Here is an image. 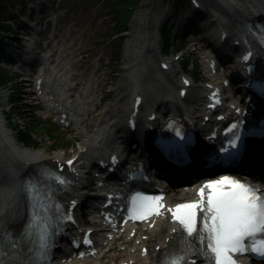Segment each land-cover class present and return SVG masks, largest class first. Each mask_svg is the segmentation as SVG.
Returning a JSON list of instances; mask_svg holds the SVG:
<instances>
[{
    "label": "bare ground",
    "instance_id": "6f19581e",
    "mask_svg": "<svg viewBox=\"0 0 264 264\" xmlns=\"http://www.w3.org/2000/svg\"><path fill=\"white\" fill-rule=\"evenodd\" d=\"M204 3L209 7L214 8L215 21L218 23V27H226L227 29L243 30L246 21H250L259 13L264 11V0H204ZM190 16V12H185L182 17L186 18ZM135 32H138L134 36L135 43L132 42V49L135 50L138 47L136 40L140 37L141 29L135 27ZM150 42V55L148 53L143 58L144 54L133 55L129 62H127L126 68L128 69L127 79L131 84L132 91L143 94L145 97V105L157 107L161 109H168L169 102L173 103L172 109L179 111L181 115L190 117L193 121H199L198 107L193 106L188 108L186 102L177 103L176 97L173 92L174 74L179 72L174 67L164 71H159L155 66V59H157V46L152 44L156 41V34L153 37H148ZM153 38V39H152ZM131 44H129V47ZM135 48V49H134ZM207 54L204 56V62ZM46 61H49V57L44 56ZM130 58V55L128 59ZM68 66L67 58L64 52L61 51L57 57V65L53 68V73L49 74L46 79V89H57L56 99L53 102L54 106H60L69 113V118H72L73 124L80 127L81 132L84 134L86 131L85 126L92 127L90 132L84 134V141L78 152V158L76 160L75 167L76 172L73 170V176L71 177L72 183L68 190L62 193L63 198H74L77 196L80 198V192L85 191V187L88 185V180L85 177L86 169L89 164L93 162L96 154L107 146L113 145V139L115 130L118 128V122H120L118 112H114V104H108L101 111L94 109V97L90 93L92 88V82L76 83V88H80L81 91L78 94L77 99L71 101H64L65 95L70 92L73 83H70L71 77L68 76L66 67ZM204 71L212 78V83L216 84L218 80V74L211 72L208 66H204ZM96 80V79H94ZM219 82V81H218ZM83 83V84H82ZM80 84L78 87L77 85ZM122 88V84H119ZM79 90V89H78ZM54 91V90H53ZM49 93V92H48ZM47 93V94H48ZM51 95L49 94L48 97ZM201 98L199 97V100ZM64 101V102H63ZM112 117L110 121L106 122V119ZM115 119V120H114ZM116 121V124H115ZM7 139V140H6ZM37 155L42 157L43 162L36 163L31 161L33 156L18 147L11 139L10 133L4 129L0 124V233L4 228H13L22 222L23 204L22 196L18 191V180L21 172H26L31 164H46L50 162H58V158H63L60 153L53 155H45L44 152L38 151ZM184 172L174 171L172 175H182ZM171 175V174H170ZM256 183L264 190V181L256 180ZM83 185V186H82ZM82 186V187H81ZM174 195H188L192 197V189H181L171 191L168 195V203H172L175 199ZM99 221L94 214L90 218L92 224ZM155 226L149 225L139 226L131 225L128 229L121 228L118 232L111 231L105 226H99L93 228V234L96 237V247L98 249L91 257L79 259L77 264H104L101 262L102 256L109 251L115 243L122 246L124 250L123 256L117 263L111 264H158L159 255L169 244L166 242L167 237L170 235V226L168 220L165 217L156 219ZM124 229V230H123ZM122 238H121V237ZM120 237V238H119ZM133 240L132 245H127L123 242ZM161 246L160 250L158 247Z\"/></svg>",
    "mask_w": 264,
    "mask_h": 264
},
{
    "label": "rangeland",
    "instance_id": "374dc122",
    "mask_svg": "<svg viewBox=\"0 0 264 264\" xmlns=\"http://www.w3.org/2000/svg\"><path fill=\"white\" fill-rule=\"evenodd\" d=\"M185 1L189 2V0ZM29 2L38 6L39 11L34 14L36 19L43 18L38 28L42 29L45 39L40 45L44 48L47 44H52L53 47L57 42L63 44L64 47L61 49L64 48V52L71 57L72 73L78 72L83 78L86 75H94L100 80L94 96V103H98V111L108 104H114V112H118V116H121L132 94L129 78L127 79L126 58L129 55L126 51H131L128 47L129 41L138 34L134 28L141 29L142 34L149 32L157 35L163 20L168 13L169 15L172 13V7L175 8L174 0H0L4 5L0 11V24L9 23L7 19L11 12L19 14V19H28L29 9L26 7ZM124 5L127 7L124 8ZM122 28L125 29L123 34L120 33L117 37L111 36ZM186 41L187 47L182 48V52H176L174 46L170 54L182 53L183 57L190 55L194 64H199L198 68L201 69L203 66L201 50L195 51L197 47L191 43L190 37ZM114 57L118 60H114ZM0 64L8 67L6 60L1 61ZM179 64L178 61L175 62L174 67L180 69ZM199 69L196 71L197 79H202L204 75L202 69L201 73ZM188 71L193 74L192 69ZM25 81L23 77L15 76L8 80L7 85H0V108L5 112L8 111L11 105L8 96L11 90H17L16 97L20 99L21 107L18 111L13 110L11 117L14 123L21 125L30 123V127L26 126L27 131H31L37 137V146L31 145L34 150L42 151L46 155L60 153L64 158L74 156L78 153L79 142L82 140L79 130L66 129L55 122L54 124L48 122V119L41 116L38 118H42L44 123L39 119L32 120L36 116L32 112L36 100L31 96L32 86H27ZM119 84H122V88ZM199 84L198 80L195 94ZM14 133L16 134L15 130ZM86 176L88 177V174ZM131 241L133 240L129 242L123 240L126 246L132 245ZM124 250L115 243L102 256L101 262L104 264L119 262Z\"/></svg>",
    "mask_w": 264,
    "mask_h": 264
},
{
    "label": "snow or ice",
    "instance_id": "6c2138e0",
    "mask_svg": "<svg viewBox=\"0 0 264 264\" xmlns=\"http://www.w3.org/2000/svg\"><path fill=\"white\" fill-rule=\"evenodd\" d=\"M236 139L238 137L228 142L231 148L222 151H232ZM38 187L37 184L33 191ZM199 193L200 199L178 204L171 210L172 219L178 225L173 231L183 232L184 243L178 249L169 248L162 254L172 257L169 264H196L197 253L206 260L211 257L212 264H238L236 254L248 252L264 257V193L260 189L226 175L208 180ZM132 207L137 218L144 219L161 214L165 206L162 197L137 192L132 197ZM4 240H8L7 231L0 237V241ZM42 240L46 241V237ZM87 242L91 243L90 240ZM5 246L23 248V244L14 238ZM45 251L46 243H42L37 258Z\"/></svg>",
    "mask_w": 264,
    "mask_h": 264
},
{
    "label": "trees",
    "instance_id": "16d2710c",
    "mask_svg": "<svg viewBox=\"0 0 264 264\" xmlns=\"http://www.w3.org/2000/svg\"><path fill=\"white\" fill-rule=\"evenodd\" d=\"M178 2H181V0H177ZM127 7L124 5V8ZM2 9V5L0 3V10ZM125 27V26H124ZM124 28L120 29L119 31L116 32V34H120L123 31ZM6 32H10L11 34L16 33L11 27H7L5 25H0V49L4 46V44L8 41L13 42V38L9 35H6ZM164 37L166 39V46L169 49L170 48V40L168 39L167 33H164ZM11 77L8 76L7 72L0 68V84H5L8 82V80ZM17 90H13L11 93V99H12V110L18 111V108L20 110L21 105L19 104V100L16 96ZM32 120H36L35 117ZM16 128H17V134L21 140H23L26 143H35L37 144V139L34 136V133H31V131H27L28 128L30 127V123L26 125H21L19 123H16Z\"/></svg>",
    "mask_w": 264,
    "mask_h": 264
}]
</instances>
